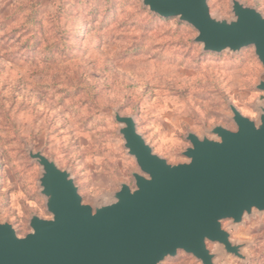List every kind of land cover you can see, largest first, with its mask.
<instances>
[{
	"label": "rangeland",
	"instance_id": "1",
	"mask_svg": "<svg viewBox=\"0 0 264 264\" xmlns=\"http://www.w3.org/2000/svg\"><path fill=\"white\" fill-rule=\"evenodd\" d=\"M233 1L208 0L211 15L233 20ZM237 1L264 16V0ZM197 36L143 0H0V223L25 237L33 216L52 218L30 151L68 171L92 207L112 202L122 184L134 187L140 169L116 112L134 118L171 164L188 161L189 133L214 139L216 126L235 130L231 105L257 121L264 67L254 48L205 52ZM223 228L245 260L225 255L217 264H264V213ZM164 264L202 263L179 252Z\"/></svg>",
	"mask_w": 264,
	"mask_h": 264
},
{
	"label": "water",
	"instance_id": "2",
	"mask_svg": "<svg viewBox=\"0 0 264 264\" xmlns=\"http://www.w3.org/2000/svg\"><path fill=\"white\" fill-rule=\"evenodd\" d=\"M163 18H178L198 33L205 52L238 53L253 47L264 67V16L233 1V20L211 15L208 0H143ZM257 90L264 93V80ZM236 126L214 127V139L189 133L183 155L191 164L166 166L138 132L134 118L115 113L125 149L136 161L134 187L122 184L113 201L85 204L71 174L41 152L29 157L42 168L41 194L51 219L33 216L31 233L19 237L12 224L0 223V264H164L179 252L202 264L225 255L245 260L224 221L241 224L264 213V128L230 106ZM257 125H264L259 106ZM221 135H220V134ZM196 136V137H195ZM208 243L220 250L213 253Z\"/></svg>",
	"mask_w": 264,
	"mask_h": 264
},
{
	"label": "clouds",
	"instance_id": "3",
	"mask_svg": "<svg viewBox=\"0 0 264 264\" xmlns=\"http://www.w3.org/2000/svg\"><path fill=\"white\" fill-rule=\"evenodd\" d=\"M245 115L251 117L250 122L253 124L254 128H255L257 131H260L262 128H264V125H257V124L255 123V121H256V115H255L254 113L249 112V113H246ZM219 134H220V133H219ZM220 135H221V134H220ZM195 137H196V136H195ZM196 139H197L200 143H203V142H204V138H203V137H196ZM164 142H165V143H170V142H174V141H169V140L166 139ZM161 161L165 162L166 166H168V167H169V165L171 164V161H164V160H161ZM185 163H186V164H191L192 161H191V160H188V161H185ZM20 195H23V194L21 193ZM44 219L47 220V219H50V217H44Z\"/></svg>",
	"mask_w": 264,
	"mask_h": 264
}]
</instances>
